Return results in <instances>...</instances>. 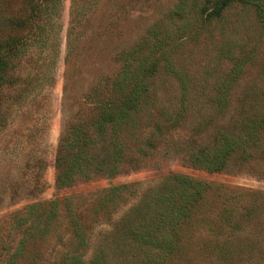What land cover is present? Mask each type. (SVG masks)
Wrapping results in <instances>:
<instances>
[{
    "label": "rangeland",
    "instance_id": "obj_1",
    "mask_svg": "<svg viewBox=\"0 0 264 264\" xmlns=\"http://www.w3.org/2000/svg\"><path fill=\"white\" fill-rule=\"evenodd\" d=\"M216 1L90 0L92 9L75 30L68 63L71 0L63 1L56 47L46 50L38 43L18 61L17 76H37L39 88L11 114L0 137V236L27 205L69 199L92 228L89 262L92 242L111 231L150 188L171 175H186L211 188L185 229L176 264H264V131L249 160L235 154L221 173L194 169L188 161L194 149L215 144L220 132L237 136L250 118L264 119V1L261 10L234 4L221 18L204 24L203 12ZM10 2L8 15H26L22 0ZM10 35L29 42L26 28L0 32L5 39ZM156 35L170 40L167 50L176 47L169 51L186 91L161 68L151 81V103L122 137V171L114 178L95 175L58 189L55 159L62 135L71 124L87 125L92 133V121L103 110L98 105L114 98L112 83L122 71L121 55L137 47L136 56L148 55ZM242 63L243 74L232 82L234 68ZM15 92L3 91V107ZM224 95L227 106L222 110ZM118 186L125 187L121 199L99 210L106 192ZM66 208L61 204L51 236L32 245L22 264H31L34 253L40 259L36 264H48L69 249Z\"/></svg>",
    "mask_w": 264,
    "mask_h": 264
},
{
    "label": "trees",
    "instance_id": "obj_2",
    "mask_svg": "<svg viewBox=\"0 0 264 264\" xmlns=\"http://www.w3.org/2000/svg\"><path fill=\"white\" fill-rule=\"evenodd\" d=\"M22 1L26 15L19 17L8 15L11 11L10 0H0V32L14 33L18 28H26L30 33L29 42L12 35L6 39L0 37V137L8 127L11 114L22 108L39 88L37 76L34 77L36 82L31 76L25 79L17 76L18 61L38 43L46 50L56 47V37L62 28L64 0ZM89 1L71 0L67 63L77 39L75 30L84 15L92 9L93 3ZM263 1L217 0L210 10L203 12L206 14L203 23L221 18L223 12L234 4L261 10ZM155 37L148 55L136 56L139 47L121 55L122 71L112 83L111 94L114 98L107 102L102 100L98 105L103 110L92 121V133L87 125L71 124L62 135L55 159L58 189L71 188L78 180L89 181L95 175L114 178L122 171L125 152L122 137L127 130L136 127L143 108L151 103V81L161 68L178 79L186 91V82L169 51L176 47L167 50L171 45L170 40ZM243 65L245 63L234 68L232 82L243 74ZM9 89L16 90L15 96L3 107V91ZM219 104L220 109L226 108L225 95ZM263 131L264 119L252 117L241 127L237 136L223 131L215 144L191 151L189 164L210 174L221 173L227 169L235 154L249 160L253 155L251 150L260 144ZM99 147L100 154L97 152ZM210 188L211 185L192 177L171 175L164 184L150 188L113 225L111 231L105 232L99 241L92 242L94 250L89 262L86 251L91 246L92 228L83 223L69 199L29 204L12 217L9 231L0 236V264H22L32 245L51 236L60 218V206L64 203L72 242L68 250L60 253L55 261H48V264H176L183 247L185 229L202 206ZM124 189L118 186L108 190L99 210L117 203ZM33 257L31 264H36L40 259L35 253Z\"/></svg>",
    "mask_w": 264,
    "mask_h": 264
}]
</instances>
